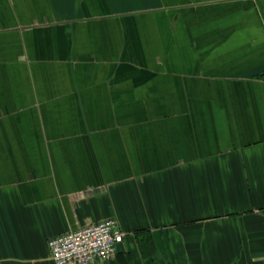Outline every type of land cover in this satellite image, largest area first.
<instances>
[{
    "label": "crops",
    "instance_id": "1",
    "mask_svg": "<svg viewBox=\"0 0 264 264\" xmlns=\"http://www.w3.org/2000/svg\"><path fill=\"white\" fill-rule=\"evenodd\" d=\"M109 216L98 264H264V0H0V264Z\"/></svg>",
    "mask_w": 264,
    "mask_h": 264
},
{
    "label": "built area",
    "instance_id": "2",
    "mask_svg": "<svg viewBox=\"0 0 264 264\" xmlns=\"http://www.w3.org/2000/svg\"><path fill=\"white\" fill-rule=\"evenodd\" d=\"M127 231L109 216L51 237L48 241L54 264H98L116 253Z\"/></svg>",
    "mask_w": 264,
    "mask_h": 264
}]
</instances>
